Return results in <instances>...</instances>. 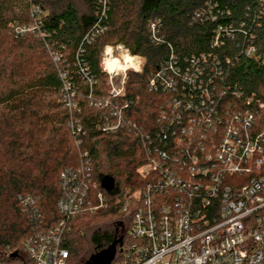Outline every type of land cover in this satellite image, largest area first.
<instances>
[{
	"label": "trees",
	"instance_id": "obj_1",
	"mask_svg": "<svg viewBox=\"0 0 264 264\" xmlns=\"http://www.w3.org/2000/svg\"><path fill=\"white\" fill-rule=\"evenodd\" d=\"M98 1L0 0V262L20 253L30 235L60 222V174L78 167L83 153L107 206L67 222L68 264H86L118 240L114 258L119 257L131 221L130 211L121 212L123 196L145 184L139 174L144 147L135 135L159 133V110L171 99L169 93L149 91L146 83L165 65L169 49L179 62L216 57L224 101L243 111L255 109V131L264 132V0H105L107 30L86 44L84 38L97 20ZM35 7L40 9L37 28ZM151 21L157 23L159 43L149 38ZM218 26H227L232 37L215 47L210 41ZM22 27L32 31L20 33ZM109 44H123L145 59L140 73L127 74L121 96L128 103L124 116L138 134L102 133L98 125L106 111L89 105L108 93L99 59ZM249 46L254 52L245 56ZM66 81L76 93L74 109L62 102ZM247 98L263 107L245 105ZM105 177L113 181L110 191L100 186ZM25 197L34 201L32 215L21 204Z\"/></svg>",
	"mask_w": 264,
	"mask_h": 264
},
{
	"label": "built area",
	"instance_id": "obj_2",
	"mask_svg": "<svg viewBox=\"0 0 264 264\" xmlns=\"http://www.w3.org/2000/svg\"><path fill=\"white\" fill-rule=\"evenodd\" d=\"M98 3L97 20L84 38L86 44L107 30L103 22L108 6L105 0ZM39 13L35 7V28L40 25ZM147 30L150 39L161 42L156 36L157 23L149 22ZM213 33L210 43L215 47L232 37L227 26H218ZM169 50V59L147 79L146 87L169 93L171 99L159 110V133L135 135L144 147L139 174L145 184L123 196L121 212L130 211L131 221L126 243L110 264H264V132L255 131L256 110L243 111L224 101L216 57L200 55L179 62ZM253 52L251 46L244 50L245 56ZM141 58L143 68L145 59ZM101 71L107 76L108 93L89 104L106 111L98 130L138 134L124 116L128 103L121 96L126 78L117 77L115 83L116 76ZM87 82L92 85L90 79ZM75 96L66 81L62 89L66 108H76ZM232 96L239 94L232 92ZM252 104L256 109L263 107L247 98L245 105ZM79 156L78 167L60 174V222L30 235L15 258L0 264H68L67 222L107 206L90 159L86 153ZM21 204L26 213L33 214L32 199L22 198Z\"/></svg>",
	"mask_w": 264,
	"mask_h": 264
},
{
	"label": "clouds",
	"instance_id": "obj_3",
	"mask_svg": "<svg viewBox=\"0 0 264 264\" xmlns=\"http://www.w3.org/2000/svg\"><path fill=\"white\" fill-rule=\"evenodd\" d=\"M99 66L112 76L126 78L129 72L142 71V58L133 55L123 44H109L101 51Z\"/></svg>",
	"mask_w": 264,
	"mask_h": 264
},
{
	"label": "water",
	"instance_id": "obj_4",
	"mask_svg": "<svg viewBox=\"0 0 264 264\" xmlns=\"http://www.w3.org/2000/svg\"><path fill=\"white\" fill-rule=\"evenodd\" d=\"M101 188L104 191H110L113 188V181L111 178L105 177L101 180ZM120 242V240L112 243L108 248L92 255L87 260L86 264H110L116 254V244ZM11 258L16 257V253H12L10 255Z\"/></svg>",
	"mask_w": 264,
	"mask_h": 264
},
{
	"label": "rangeland",
	"instance_id": "obj_5",
	"mask_svg": "<svg viewBox=\"0 0 264 264\" xmlns=\"http://www.w3.org/2000/svg\"><path fill=\"white\" fill-rule=\"evenodd\" d=\"M117 77H118V76H116L115 79H114V82H115V83H117V81H118V78H117Z\"/></svg>",
	"mask_w": 264,
	"mask_h": 264
},
{
	"label": "flooded vegetation",
	"instance_id": "obj_6",
	"mask_svg": "<svg viewBox=\"0 0 264 264\" xmlns=\"http://www.w3.org/2000/svg\"><path fill=\"white\" fill-rule=\"evenodd\" d=\"M114 242H116V241H114ZM114 242H113V243H114ZM117 246H119V247H120V244H116V250H117Z\"/></svg>",
	"mask_w": 264,
	"mask_h": 264
}]
</instances>
